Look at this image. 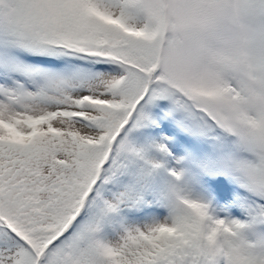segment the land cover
Segmentation results:
<instances>
[{
    "label": "snow or ice",
    "instance_id": "6c2138e0",
    "mask_svg": "<svg viewBox=\"0 0 264 264\" xmlns=\"http://www.w3.org/2000/svg\"><path fill=\"white\" fill-rule=\"evenodd\" d=\"M0 264H264V0H0Z\"/></svg>",
    "mask_w": 264,
    "mask_h": 264
},
{
    "label": "rangeland",
    "instance_id": "374dc122",
    "mask_svg": "<svg viewBox=\"0 0 264 264\" xmlns=\"http://www.w3.org/2000/svg\"><path fill=\"white\" fill-rule=\"evenodd\" d=\"M121 217H123L124 219L128 220L129 222H131L132 220L135 219V216L131 212L124 211V212L121 213L120 217H112L111 220L113 222H119Z\"/></svg>",
    "mask_w": 264,
    "mask_h": 264
}]
</instances>
